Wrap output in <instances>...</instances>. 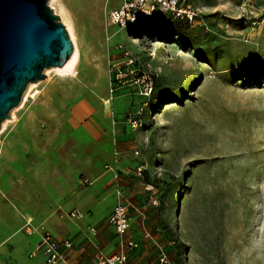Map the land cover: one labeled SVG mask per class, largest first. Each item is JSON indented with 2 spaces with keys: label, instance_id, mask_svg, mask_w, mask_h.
Segmentation results:
<instances>
[{
  "label": "rangeland",
  "instance_id": "rangeland-1",
  "mask_svg": "<svg viewBox=\"0 0 264 264\" xmlns=\"http://www.w3.org/2000/svg\"><path fill=\"white\" fill-rule=\"evenodd\" d=\"M193 2L197 19L162 36L140 33L158 14L113 24L123 0H49L78 59L47 68L0 129V264L31 224L73 223L60 205L109 216L117 184L173 264H264V0Z\"/></svg>",
  "mask_w": 264,
  "mask_h": 264
},
{
  "label": "water",
  "instance_id": "water-1",
  "mask_svg": "<svg viewBox=\"0 0 264 264\" xmlns=\"http://www.w3.org/2000/svg\"><path fill=\"white\" fill-rule=\"evenodd\" d=\"M75 51L49 0H0V129L30 83L64 67Z\"/></svg>",
  "mask_w": 264,
  "mask_h": 264
},
{
  "label": "crops",
  "instance_id": "crops-1",
  "mask_svg": "<svg viewBox=\"0 0 264 264\" xmlns=\"http://www.w3.org/2000/svg\"><path fill=\"white\" fill-rule=\"evenodd\" d=\"M108 105H110V102ZM74 113L76 118L81 120L87 117L90 110L84 106V104L79 103L75 106ZM88 124L91 123L88 122ZM110 169L114 171L112 166ZM113 176L116 177L118 175L114 172ZM86 178L91 182L88 176H86ZM116 182L124 185L127 179L125 175L122 174L120 179L117 178ZM133 183H135V181ZM135 184L137 185V183ZM118 185L119 184H117L115 189L116 193L118 187L122 188V186ZM125 194L127 195L126 191ZM132 200L133 205L130 208L131 226L127 236L134 238L139 244L136 247L128 249L129 264H151L153 261L157 260L160 253L158 248L155 249V247H153V242L156 241V235L153 236L152 232L154 228L149 226L151 217L149 213H143V211L139 212V207L141 206L137 204V200ZM59 208L60 215L63 218H68L73 223H52L51 227L47 226L44 222L31 224V228L28 229L30 234L28 233L14 238L16 252L19 256L21 255L19 259L15 260V264H41L44 261L45 254L43 250L36 249L44 228L49 229L57 237L71 238L73 240L74 244L69 250V256L71 261L77 264H96L101 254L111 255L121 249L120 236L109 222V216L104 218V214L102 215L101 211L99 212L98 207L95 208V214L79 207H66L60 205ZM73 208L81 209L85 212V216H69L67 212ZM89 225H94L96 230L92 231Z\"/></svg>",
  "mask_w": 264,
  "mask_h": 264
},
{
  "label": "built area",
  "instance_id": "built-area-1",
  "mask_svg": "<svg viewBox=\"0 0 264 264\" xmlns=\"http://www.w3.org/2000/svg\"><path fill=\"white\" fill-rule=\"evenodd\" d=\"M153 14L170 15L194 22L198 16V8L193 0H123L121 6L109 9L108 17L113 24L128 28L129 26L134 27L137 22L144 18H151ZM140 33L144 32L141 31ZM131 61H133L132 58ZM152 90L153 80L149 78L145 86V94L150 95ZM139 120H142V118L136 117L133 125L140 123ZM85 180L89 181L88 178ZM132 205L133 202L127 197L125 190L118 187L117 202L109 215V222L120 236L121 250L111 255L101 254L96 264H129L128 249L139 244L137 240L127 236L131 226L130 208ZM67 214L72 217L85 216V212L77 208L71 209ZM30 228L31 225L28 229ZM89 228L92 231L96 230L94 225H89ZM73 244L71 238L57 237L49 229L44 228L36 248L37 250L42 249L45 254V259L41 264H77L72 262L69 256V250L73 247ZM152 264L173 263L167 251L161 248L157 260Z\"/></svg>",
  "mask_w": 264,
  "mask_h": 264
},
{
  "label": "trees",
  "instance_id": "trees-1",
  "mask_svg": "<svg viewBox=\"0 0 264 264\" xmlns=\"http://www.w3.org/2000/svg\"><path fill=\"white\" fill-rule=\"evenodd\" d=\"M151 18H146V19L149 20ZM175 19H178V18H175V17L170 16V15L165 16V15L158 14V17H155V18H152L151 19V21L153 23L161 24L162 22L164 23V21L165 22L168 21L169 23L168 24H163L162 23V26H161V28L159 29L158 32H155V31H153L151 29H147V28H142L140 30V32L142 31V32H144L145 34H148V35H153L154 34V35H162V36H164V35H168V34H172V33H175L176 35H178V33L176 31H173V30L170 31V30H168V27H169L168 25H172V26L176 27V25H175ZM143 20H145V18L142 19V20H140L139 22H141ZM129 28L134 31L135 25H134V27L133 26H129Z\"/></svg>",
  "mask_w": 264,
  "mask_h": 264
},
{
  "label": "bare ground",
  "instance_id": "bare-ground-1",
  "mask_svg": "<svg viewBox=\"0 0 264 264\" xmlns=\"http://www.w3.org/2000/svg\"><path fill=\"white\" fill-rule=\"evenodd\" d=\"M69 29H70V31H71V34L73 33L72 32V30H71V28H70V26H69ZM73 36V35H72ZM132 41H135L136 42V39H134V40H132ZM134 42V43H135ZM77 59H78V50H77V47L75 48V51H74V53H73V55H72V57L70 58V60L67 62V64L64 66V67H57L58 69H61V71L62 70H70V69H72L73 67H74V65L76 64V61H77ZM32 83H30L29 84V90L31 89V87L33 86V85H31Z\"/></svg>",
  "mask_w": 264,
  "mask_h": 264
}]
</instances>
